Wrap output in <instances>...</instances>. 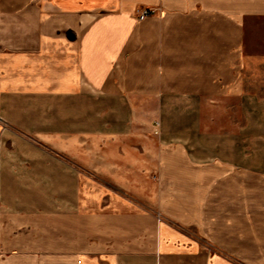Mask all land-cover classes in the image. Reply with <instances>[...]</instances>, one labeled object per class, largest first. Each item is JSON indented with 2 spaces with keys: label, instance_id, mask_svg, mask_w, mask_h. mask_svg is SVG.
I'll return each mask as SVG.
<instances>
[{
  "label": "crops",
  "instance_id": "1",
  "mask_svg": "<svg viewBox=\"0 0 264 264\" xmlns=\"http://www.w3.org/2000/svg\"><path fill=\"white\" fill-rule=\"evenodd\" d=\"M0 264H264V0H0Z\"/></svg>",
  "mask_w": 264,
  "mask_h": 264
},
{
  "label": "rangeland",
  "instance_id": "2",
  "mask_svg": "<svg viewBox=\"0 0 264 264\" xmlns=\"http://www.w3.org/2000/svg\"><path fill=\"white\" fill-rule=\"evenodd\" d=\"M233 104L232 99L226 98H220L215 101L204 100L201 112L203 124L207 127H217L225 123L227 124L226 126H229L228 122L239 121L240 117H238V113L234 111L235 107ZM154 125H157V121L154 122Z\"/></svg>",
  "mask_w": 264,
  "mask_h": 264
},
{
  "label": "built area",
  "instance_id": "3",
  "mask_svg": "<svg viewBox=\"0 0 264 264\" xmlns=\"http://www.w3.org/2000/svg\"><path fill=\"white\" fill-rule=\"evenodd\" d=\"M154 12V8H140L136 12L137 19H142Z\"/></svg>",
  "mask_w": 264,
  "mask_h": 264
}]
</instances>
